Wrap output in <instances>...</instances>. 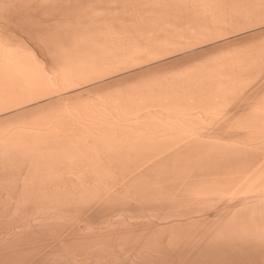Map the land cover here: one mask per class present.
Segmentation results:
<instances>
[{"label":"bare ground","instance_id":"obj_1","mask_svg":"<svg viewBox=\"0 0 264 264\" xmlns=\"http://www.w3.org/2000/svg\"><path fill=\"white\" fill-rule=\"evenodd\" d=\"M262 26L264 0H0L7 232L19 242L70 223L80 207L101 217L77 246L56 251L59 260L140 264L161 245L184 260L196 253V263L264 264ZM254 29L248 40L105 83Z\"/></svg>","mask_w":264,"mask_h":264},{"label":"rangeland","instance_id":"obj_2","mask_svg":"<svg viewBox=\"0 0 264 264\" xmlns=\"http://www.w3.org/2000/svg\"><path fill=\"white\" fill-rule=\"evenodd\" d=\"M24 22V24H27L26 23V21H22V23ZM18 25H21V26H23V27H26L25 25H22V24H18ZM262 28H263V30H262ZM257 29H254L253 31L251 30V31H248L247 30V32H246V30L243 32H240V33H238V34H236V35H232V36H229V37H227V38H222L221 40H216V41H209V42H205V43H203V44H199V45H196V46H194V47H191V48H188V49H185V50H183V51H179V52H176V53H174V54H170V56H164V57H162V58H159V59H155V60H153V61H150V62H147V63H144V64H142V66L140 65V66H136V67H132V68H130V69H126V70H124V71H126V72H124V71H121L120 73H117V74H115V75H110V76H108V77H105V80H106V82L105 83H108V84H111L112 82L113 83H116L115 81L116 80H120L121 78H123L124 80L125 79H130L131 77H135V76H137V75H140V73L141 74H143V73H146V72H148V71H153V70H157V69H162L163 67L165 68V67H170V66H172V65H177V63H180V62H186V61H190L189 59H191L192 60V58L193 59H195V58H197L198 56H203V54H207V53H210V51H214L215 49H217L216 47L218 46V44H223V43H229V42H233V41H239V40H248L249 38H251V36L253 37V35L252 34H254V33H257V31H256ZM264 31V26H262L260 29H259V31ZM251 33V34H250ZM255 35V34H254ZM242 38V39H241ZM212 43V44H211ZM208 44V45H207ZM210 44V45H209ZM205 47V48H204ZM219 47V46H218ZM194 48V49H193ZM198 50V51H197ZM45 52H47V50L44 48V50H43V53H44V55L45 56H47V58H49V57H51V54H50V56H49V53L47 52L46 54H45ZM49 56V57H48ZM188 56V57H187ZM186 58V59H185ZM163 59V60H162ZM165 59V60H164ZM158 61V62H157ZM153 63V64H152ZM160 63H161V65H160ZM152 64V65H151ZM140 67V68H139ZM162 67V68H161ZM142 68V69H141ZM134 69V70H133ZM127 71L129 72V73H127ZM145 71V72H144ZM124 72V73H123ZM134 72V73H133ZM136 72V73H135ZM126 74V75H125ZM119 75V76H118ZM129 75V76H128ZM127 77V78H126ZM128 77H130V78H128ZM107 79H108V81H107ZM98 81V80H97ZM98 83V82H97ZM89 85V84H88ZM87 85V86H88ZM90 85H92V84H90ZM89 85V86H90ZM83 86L84 85H80V87H79V89H82L83 88ZM86 86V85H85ZM78 88V87H77ZM75 89V90H79V89ZM75 90H68L69 91V93H73V91L75 92ZM68 91L66 92L65 91V93H68ZM59 94V93H58ZM46 100V99H45ZM30 106V105H29ZM12 112V111H11ZM10 113V112H9ZM9 113H3V115H7V114H9ZM76 209H77V212H76ZM75 210H72L71 212H70V214L72 215L71 217L73 218L72 220H71V222L69 223H56V225H53V228L51 227V228H49V229H47L46 231H43V233H40V232H37V231H34V233H33V231H32V233H30L29 231V234H27L26 232H25V234L23 233L22 234V236H21V240H19V242L20 241H22L21 242V244L17 241L18 239H20L19 237H18V235H14L13 237H12V234L11 233H9V232H7V227H6V224H4V223H0V263L1 264H64V262H65V260H59V259H57V256H58V253L56 252V251H58L59 250V248H60V251H58L59 253H61L62 251H63V249L61 248V247H64V245H68V243L71 241V246H77V245H74L75 243H78V242H76V239L77 238H79L80 236V234L82 235L84 232L83 231H86V226H85V224L86 223H88L87 221H89V223L90 222H96L95 221V219L98 221L99 220V218L101 217V215L99 216V214H101L102 213V211H100L99 210V212L98 213H94V211H92V210H94V209H92V210H90V211H92V212H90L89 210L87 211V212H84L83 211V208L81 209L80 207L78 208H76ZM82 210V211H81ZM82 212V213H81ZM84 212V213H83ZM77 213H79V214H77ZM90 214V215H89ZM94 214V215H93ZM96 214V215H95ZM75 215H77V216H75ZM94 217H93V216ZM73 216H75V217H73ZM98 216H99V218H98ZM81 218V219H80ZM88 218H90V219H88ZM74 219H76V220H74ZM79 219V220H78ZM73 220H74V222H73ZM92 220V221H91ZM81 221H82V223H81ZM59 224V225H58ZM65 224V226H63ZM69 224V225H68ZM63 227H62V226ZM87 225V224H86ZM74 226V227H73ZM76 226V227H75ZM6 227V228H5ZM84 227V228H83ZM2 228H4V229H2ZM64 228V229H63ZM80 228V229H79ZM5 230V231H4ZM50 230V231H49ZM83 230V231H82ZM74 231V232H73ZM47 232V233H46ZM55 232V233H54ZM83 232V233H82ZM7 233H9V236L7 235ZM49 233V234H48ZM60 233H62V235L60 234ZM10 234H11V236H10ZM5 235V236H4ZM4 236V237H3ZM6 236H8V237H11V238H6ZM67 236H69V238L67 237ZM73 238H72V237ZM77 236V237H76ZM15 237V238H14ZM41 237V238H40ZM71 237V238H70ZM5 240V242L7 243V244H5V242L4 241H2L3 239ZM7 239V241H6V239ZM12 238H13V240L14 239H16V240H14V242H12L13 240H12ZM18 238V239H17ZM22 238H23V240H22ZM38 238V239H37ZM44 238V239H43ZM45 238H46V240H45ZM61 238V239H60ZM48 239V240H47ZM9 240V241H8ZM12 240V241H11ZM27 240V241H26ZM43 240V241H42ZM53 240H55V241H53ZM58 240V241H57ZM61 240V241H60ZM75 240V241H74ZM27 243H26V242ZM51 241V242H50ZM60 241V242H59ZM65 241V242H64ZM68 243H67V242ZM16 242V243H15ZM31 242V243H30ZM35 242V243H34ZM38 242V243H37ZM43 244H42V243ZM49 242V243H48ZM65 244H64V243ZM73 242H74V244H73ZM160 242V241H159ZM159 242H157V243H159ZM19 243V244H18ZM24 243V244H23ZM41 243V244H40ZM52 243V244H51ZM57 243V244H56ZM9 244V245H8ZM13 245V246H17V247H13V246H11V245ZM15 244V245H14ZM17 244V245H16ZM32 244V245H31ZM34 244V245H33ZM45 244H46V246H45ZM55 244V245H54ZM63 244V246H61ZM4 245V246H3ZM52 245V246H51ZM60 245V246H59ZM66 245V246H67ZM126 245H127V247H126ZM20 246V247H19ZM69 246H70V244H69ZM68 246V247H69ZM70 246V247H71ZM12 247V248H11ZM23 247H24V249H23ZM44 247H45V249H44ZM51 247H53V248H51ZM125 249H129L130 247H129V245L128 244H125ZM129 247V248H128ZM167 247V246H166ZM9 248V249H8ZM32 249V250H31ZM48 249V250H47ZM125 249H124V251H125ZM164 249V250H163ZM2 250H4V251H2ZM155 254H154V256L155 257H149L150 258V260H149V258H145V257H142V258H144L145 260H143L142 262H140V264H200V261L201 260H204V263H205V258H204V255H203V257H202V255H198V256H201V258H203V259H201L200 257V259H198L197 260V263H196V260H195V262H194V260L192 259V257L195 259V257L197 256L196 255V253H191L192 254V256H191V254L190 255H188L189 256V258L187 259V260H184L181 256H182V254H183V252L180 254L179 252L176 254L174 251L172 252V250L169 248V247H167V248H165V246H161V245H158V247H155ZM159 250H161V251H159ZM163 250V251H162ZM166 250V251H165ZM171 250V251H170ZM29 251V252H28ZM47 251V252H46ZM55 251V252H54ZM119 251V250H118ZM165 251V252H164ZM169 252V254H168V252ZM4 252V253H3ZM52 252H54V253H52ZM123 252V250L121 251V253ZM159 252H160V254H159ZM172 252V253H171ZM3 253V254H2ZM18 253V254H17ZM51 254H55L54 256L53 255H51ZM162 254V255H161ZM171 254V255H170ZM179 255L181 258H182V260L181 261H179L180 260V257L178 256V258H177V256L176 255ZM193 254H194V256H193ZM39 255V256H38ZM52 256V257H51ZM164 256V257H163ZM174 256V257H173ZM17 257V258H16ZM46 257V258H45ZM51 257V258H50ZM158 257V258H157ZM52 259V260H49V259ZM141 258V259H142ZM162 258V259H161ZM168 258V259H167ZM57 259V261L56 262H54L55 260ZM140 259V260H141ZM167 259V260H166ZM175 259V260H174ZM178 262H177V261ZM200 260V261H199ZM9 261V262H8ZM33 261V262H32ZM46 261V262H45ZM49 261V262H48ZM52 261V262H51ZM59 261L60 262H62V263H59ZM64 261V262H63ZM146 261V262H145ZM185 261H189L188 263L187 262H185ZM68 262V263H67ZM67 262H65V264H78V263H76V262H69V261H67ZM162 262H165V263H162ZM176 262V263H175ZM183 262V263H182ZM199 262V263H198ZM80 263V262H79ZM93 264V263H91V262H87L86 264ZM116 263V262H115ZM115 263H113V264H115ZM139 264L138 262H133V264ZM201 263H203L202 261H201ZM80 264H85V263H80ZM106 264V263H105ZM112 264V263H111ZM116 264H132L131 262H129V261H123V263H122V261L121 262H119V263H116ZM205 264H208V263H205Z\"/></svg>","mask_w":264,"mask_h":264}]
</instances>
